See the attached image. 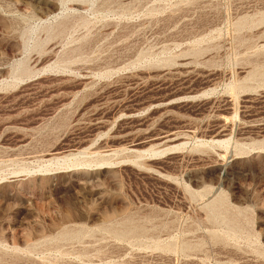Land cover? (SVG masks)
Segmentation results:
<instances>
[{"label":"rangeland","instance_id":"obj_1","mask_svg":"<svg viewBox=\"0 0 264 264\" xmlns=\"http://www.w3.org/2000/svg\"><path fill=\"white\" fill-rule=\"evenodd\" d=\"M0 264H264V0H0Z\"/></svg>","mask_w":264,"mask_h":264}]
</instances>
